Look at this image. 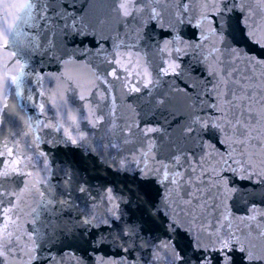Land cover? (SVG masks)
<instances>
[{"label": "water", "instance_id": "95a60500", "mask_svg": "<svg viewBox=\"0 0 264 264\" xmlns=\"http://www.w3.org/2000/svg\"><path fill=\"white\" fill-rule=\"evenodd\" d=\"M28 2L0 0V264H264V0H83L63 38L58 2L18 34Z\"/></svg>", "mask_w": 264, "mask_h": 264}, {"label": "snow or ice", "instance_id": "6c2138e0", "mask_svg": "<svg viewBox=\"0 0 264 264\" xmlns=\"http://www.w3.org/2000/svg\"><path fill=\"white\" fill-rule=\"evenodd\" d=\"M55 3L58 2L62 9L67 13L66 16H60L59 13H56L55 15H50L49 16V26L56 25L59 28L61 37H66L67 35V28L71 27L73 29V32H78L80 27L87 28L88 25L83 22V0H80V5L78 6L77 0H29L28 4L25 5V8L21 14H19L17 24H16V29L18 34H23L24 30L28 27L31 26L30 22L35 21V27H40L41 21L36 20L35 16L33 15V6L37 5L39 3ZM181 3L187 4L188 0H180ZM225 4L228 3V0H224ZM233 7H235L236 0H231ZM75 18V19H73ZM209 19H215V17H208ZM239 15H237V20H239ZM64 20H70V24L63 23ZM151 27L155 28V24L153 23ZM241 34H243V29L241 30ZM164 37H168L171 35L170 32L164 31L162 33ZM192 35L193 38L196 36L195 29H192ZM55 33H53V41L49 43L45 48H44V53L43 54H48L49 60H64L67 59L68 56L66 55V49L74 47V46H83L85 43H87L89 48H99L100 44L97 42L93 37L88 38V39H80L79 41H68L66 39H62L60 44L57 45L55 42ZM208 37L205 36L204 39H207ZM43 39V37H41ZM83 54H81V57ZM198 71V70H197ZM41 74H43V71L41 70ZM113 75L115 73L113 72ZM22 80V77L18 79V83ZM147 87V85H146ZM137 90L138 89H134ZM2 127V126H0ZM58 131L60 129H57ZM37 139L39 140V133H37ZM14 150L9 149V155L11 156L13 154ZM3 154L0 153V165H3ZM10 181V174H5L3 176H0V207L3 205L4 201V184L6 182ZM239 252H244L245 248L241 246V248L238 250ZM183 254H180L178 256V259H182ZM249 260L252 259V254L249 252L248 257ZM195 259V258H194ZM207 259H212V258H205ZM215 259V264H224L225 260H231V264H237V257L236 256H228L225 255L223 252H221L220 255H217L214 257ZM241 260L244 259L243 256L240 257ZM259 259H264V258H259ZM197 264H200V260L197 259Z\"/></svg>", "mask_w": 264, "mask_h": 264}]
</instances>
